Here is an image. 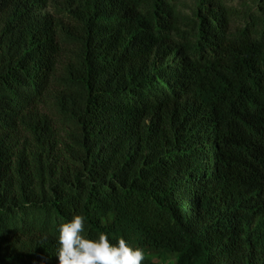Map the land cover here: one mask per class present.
Instances as JSON below:
<instances>
[{"label":"trees","instance_id":"16d2710c","mask_svg":"<svg viewBox=\"0 0 264 264\" xmlns=\"http://www.w3.org/2000/svg\"><path fill=\"white\" fill-rule=\"evenodd\" d=\"M77 214L264 264V0H0V264H59Z\"/></svg>","mask_w":264,"mask_h":264},{"label":"clouds","instance_id":"9594fccd","mask_svg":"<svg viewBox=\"0 0 264 264\" xmlns=\"http://www.w3.org/2000/svg\"><path fill=\"white\" fill-rule=\"evenodd\" d=\"M86 218L75 215L70 222L59 227V264H142L145 254L141 248L133 249L123 238L112 244L105 233L98 239L86 238Z\"/></svg>","mask_w":264,"mask_h":264},{"label":"rangeland","instance_id":"374dc122","mask_svg":"<svg viewBox=\"0 0 264 264\" xmlns=\"http://www.w3.org/2000/svg\"><path fill=\"white\" fill-rule=\"evenodd\" d=\"M53 7H49L47 10H46V12H50V13H53Z\"/></svg>","mask_w":264,"mask_h":264}]
</instances>
